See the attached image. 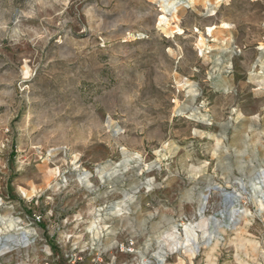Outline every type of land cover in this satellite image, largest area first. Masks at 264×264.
<instances>
[{"label":"rangeland","instance_id":"rangeland-1","mask_svg":"<svg viewBox=\"0 0 264 264\" xmlns=\"http://www.w3.org/2000/svg\"><path fill=\"white\" fill-rule=\"evenodd\" d=\"M264 0H0V264H264Z\"/></svg>","mask_w":264,"mask_h":264},{"label":"bare ground","instance_id":"bare-ground-1","mask_svg":"<svg viewBox=\"0 0 264 264\" xmlns=\"http://www.w3.org/2000/svg\"><path fill=\"white\" fill-rule=\"evenodd\" d=\"M259 183L262 185H264V173L261 174L260 178H259Z\"/></svg>","mask_w":264,"mask_h":264}]
</instances>
